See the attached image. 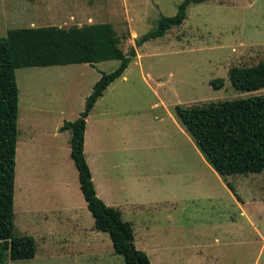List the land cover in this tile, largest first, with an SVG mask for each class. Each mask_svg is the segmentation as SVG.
<instances>
[{"label":"rangeland","instance_id":"obj_1","mask_svg":"<svg viewBox=\"0 0 264 264\" xmlns=\"http://www.w3.org/2000/svg\"><path fill=\"white\" fill-rule=\"evenodd\" d=\"M180 1L81 0L84 7L75 10L76 15L34 18L33 26L107 22L121 50L134 49L126 68L86 117L87 165L95 191L131 223L133 244L150 264H191L199 257L205 264H264L263 173L226 176L236 197L205 161L174 111L175 105L264 96V87L240 91L227 77L230 66L264 60V0L189 4L180 25L135 44L160 16L173 15ZM26 26L17 23L8 28ZM118 63L111 59L92 65L68 64L71 72L58 79L46 67L15 70L12 235L32 236L35 253L29 259L7 260V264H123L107 234L94 229L86 236L90 244L80 254L67 244L56 248L42 242L27 229V225L33 228L35 216L25 218L27 210L19 191L21 174L28 170L29 153L22 146L25 125L34 121L36 107L58 106L59 97L71 112H80L100 73L113 70ZM215 79L221 80V86H213ZM47 123L51 126L52 119ZM80 222L92 227L89 214L81 216ZM167 244L178 247L166 250Z\"/></svg>","mask_w":264,"mask_h":264},{"label":"trees","instance_id":"obj_2","mask_svg":"<svg viewBox=\"0 0 264 264\" xmlns=\"http://www.w3.org/2000/svg\"><path fill=\"white\" fill-rule=\"evenodd\" d=\"M203 1L181 0L173 15L160 16L154 28L142 34L135 44L159 37L170 27L180 25L188 5ZM118 43L112 25L107 22L68 27H11L0 37V264H5L6 258L29 259L35 253L30 235H12L18 101L15 70L77 63L92 65L111 59L118 60V65L100 73L78 116L63 121L58 129L69 131V156L77 171L86 208L93 218V228L107 234L113 251L122 256L123 264H150L146 254L133 244L130 223L121 218L118 209L106 205L95 194L82 149L85 117L105 87L121 75L135 55L132 47L124 53ZM227 77L231 86L240 91L264 87V60L248 66H230ZM221 83L220 79L212 80L215 87ZM174 111L205 161L235 196L234 187L225 180L226 176L264 175V96L225 99L204 105H175Z\"/></svg>","mask_w":264,"mask_h":264},{"label":"crops","instance_id":"obj_3","mask_svg":"<svg viewBox=\"0 0 264 264\" xmlns=\"http://www.w3.org/2000/svg\"><path fill=\"white\" fill-rule=\"evenodd\" d=\"M82 7L84 5L81 3V0H0V34L4 35L6 29H8V25L11 24L23 23L33 26L35 24L34 18H50L55 20L58 17L69 18L76 15L74 11L77 9L81 10ZM67 65L42 67L49 69V74H52L53 78L58 79L59 77H63L64 74L71 72L69 71L70 68H67ZM57 99L59 101L58 106L57 104L54 107L49 106L48 109L46 106L43 108L36 107L37 114L34 117V121L31 124L26 123L25 125L27 136L24 138L25 142H23L22 146L23 151L25 150L29 153L26 160L28 170L25 169L24 173L21 174L23 177H21V180L19 179V191L22 206L27 210L25 218H28V215H31V217L32 215L35 216L33 228L27 225V229L42 242H47L52 247L57 248L60 245L62 248H65L64 245L67 244L68 246L77 248L80 254L82 253V249L84 250V246L90 244L87 241V237L91 233V229H94L93 218L86 208V203L80 192L76 169L75 181V174L72 169L74 165L69 156V131H59L58 129L63 121L75 119L79 112H71V110L62 104V98L57 97L56 101ZM51 119L53 123L51 126H48L47 122L48 120L51 121ZM82 149L84 158L87 161L86 163H88L85 123ZM26 174L27 180L24 178ZM95 194L106 205H110L109 199H106L97 190ZM135 205L142 206L144 204L137 203ZM88 214L92 218V227L86 228L80 222V219L81 216L87 217ZM23 220L24 215H21V221ZM94 230L99 231L97 229ZM176 247H178V244L163 246L166 250ZM7 260L10 259L6 258L4 260L5 264H7ZM191 264L205 263H202L199 257ZM213 264L215 263L213 262Z\"/></svg>","mask_w":264,"mask_h":264}]
</instances>
